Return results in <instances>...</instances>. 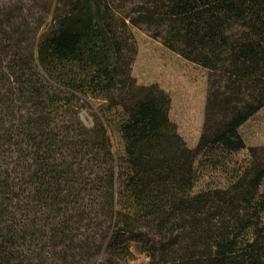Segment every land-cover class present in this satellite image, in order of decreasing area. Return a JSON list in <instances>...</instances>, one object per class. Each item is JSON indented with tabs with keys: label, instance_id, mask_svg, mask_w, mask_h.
I'll use <instances>...</instances> for the list:
<instances>
[{
	"label": "trees",
	"instance_id": "obj_1",
	"mask_svg": "<svg viewBox=\"0 0 264 264\" xmlns=\"http://www.w3.org/2000/svg\"><path fill=\"white\" fill-rule=\"evenodd\" d=\"M131 27L207 70L196 148ZM263 108L264 0H0V264H264Z\"/></svg>",
	"mask_w": 264,
	"mask_h": 264
},
{
	"label": "rangeland",
	"instance_id": "obj_2",
	"mask_svg": "<svg viewBox=\"0 0 264 264\" xmlns=\"http://www.w3.org/2000/svg\"><path fill=\"white\" fill-rule=\"evenodd\" d=\"M139 47V55L133 67V76L140 85H159L172 99L171 120L178 126L180 135L188 146L196 148L203 130L208 91V72L201 66L184 60L166 49L144 30L131 27ZM240 134L247 147L264 146V108L250 119ZM118 150L121 149L118 136L115 137ZM247 150L233 156L235 162L248 159ZM200 178L195 192L209 188L225 187L227 177L222 170L199 168ZM136 264L148 262V258L134 247Z\"/></svg>",
	"mask_w": 264,
	"mask_h": 264
},
{
	"label": "water",
	"instance_id": "obj_3",
	"mask_svg": "<svg viewBox=\"0 0 264 264\" xmlns=\"http://www.w3.org/2000/svg\"><path fill=\"white\" fill-rule=\"evenodd\" d=\"M137 249H138V251H140V248L139 247H137Z\"/></svg>",
	"mask_w": 264,
	"mask_h": 264
}]
</instances>
